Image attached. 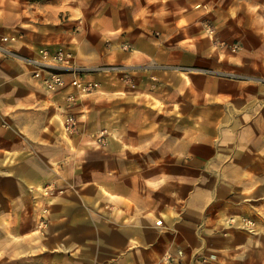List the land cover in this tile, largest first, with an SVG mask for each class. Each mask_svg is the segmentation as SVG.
I'll use <instances>...</instances> for the list:
<instances>
[{"label":"crops","instance_id":"obj_1","mask_svg":"<svg viewBox=\"0 0 264 264\" xmlns=\"http://www.w3.org/2000/svg\"><path fill=\"white\" fill-rule=\"evenodd\" d=\"M79 7L15 48H64L101 82L69 108L71 87L47 92L0 50V264H264V0Z\"/></svg>","mask_w":264,"mask_h":264},{"label":"built area","instance_id":"obj_2","mask_svg":"<svg viewBox=\"0 0 264 264\" xmlns=\"http://www.w3.org/2000/svg\"><path fill=\"white\" fill-rule=\"evenodd\" d=\"M206 31L210 37L214 38L212 42L215 45L223 47L225 45L224 40H220L215 36V30L212 25L205 24ZM15 35L7 36L3 38L4 41H14ZM124 49L128 48L127 45L122 46ZM238 49L236 43L231 44L230 50L235 52ZM3 51L12 54L10 50L2 48ZM23 61H28L34 66L33 77L41 83L43 88L53 93L67 87H71L72 91L65 96L66 108H69L76 98L84 97L91 93L97 92L101 88V82L92 77L91 75L81 74L74 65V56L71 51L64 48L50 49L49 47H40L37 51V57L27 58L20 57ZM68 77V79L66 78ZM78 119L70 113L63 112L61 118V127L63 133L66 135H73L78 132ZM108 132L106 129H102L92 135L94 142L103 146L106 143ZM47 190H50V186H46ZM48 209L43 207L40 209V213L36 219V229L41 233L48 224L47 219ZM250 221H246V224H250Z\"/></svg>","mask_w":264,"mask_h":264},{"label":"rangeland","instance_id":"obj_3","mask_svg":"<svg viewBox=\"0 0 264 264\" xmlns=\"http://www.w3.org/2000/svg\"><path fill=\"white\" fill-rule=\"evenodd\" d=\"M79 8V0H0V36L16 34L14 41H7L8 43L4 44H1L0 42V50H2V48L10 50L12 54L16 55L15 57L18 59H20V57H27L15 49L25 45L23 44L24 41L30 40L29 36L25 35L26 33H24L26 29L31 28L32 32L36 34L42 31H48L52 25H55L53 22L55 19H59L60 22L66 21L69 14L75 17L73 19L78 18ZM205 22L209 25H212L211 22H208L207 20ZM206 23H204L205 31ZM55 36L60 37V35ZM207 36L212 42L214 38L210 37L208 33ZM32 37H35L34 34ZM54 38L55 37L53 35L51 39ZM212 43L215 45L214 42ZM40 44L41 43L36 44L35 46H39ZM122 46L123 45H121V48L123 50L129 49H124ZM230 46L231 44H227V42H225L223 47H218L227 48L230 52H232L230 50ZM110 67H112V71L115 72L117 71L118 67L120 68V66L115 64L113 66H109L108 68ZM105 70V67H97L94 69V73L97 75V78H100L99 74L105 73ZM38 213H40V210H38L36 213V219ZM240 219L244 226L254 228V221L246 217H242ZM246 221H250L251 223L246 224Z\"/></svg>","mask_w":264,"mask_h":264}]
</instances>
